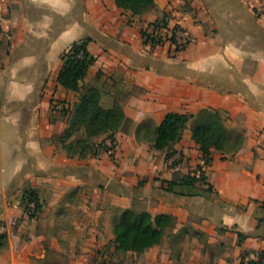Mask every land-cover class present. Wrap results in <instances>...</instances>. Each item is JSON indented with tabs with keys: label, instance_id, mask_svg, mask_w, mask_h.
Here are the masks:
<instances>
[{
	"label": "crops",
	"instance_id": "obj_1",
	"mask_svg": "<svg viewBox=\"0 0 264 264\" xmlns=\"http://www.w3.org/2000/svg\"><path fill=\"white\" fill-rule=\"evenodd\" d=\"M154 2L143 15L115 0H17L1 13L0 218L9 227L0 264H65L47 262L51 256L85 264L102 243L97 182L103 175L111 181V163L104 155L87 164L71 159L59 141L68 116L53 107L55 100L73 106L79 99L58 75L62 54L83 39L95 62L81 84L97 87L102 105L119 103L135 124L132 134L146 121L158 126L168 113L205 108L245 133L238 152L212 150L205 173L212 191L194 195L187 192L192 187L177 185L170 194L173 176L166 173L162 183L137 191L153 201L142 211L181 222L192 215L198 232L225 243L212 262L195 252L191 264H249L264 251V0ZM182 6L194 13L185 21L194 42L176 54L168 46L147 51L142 30ZM174 149L202 157L190 128ZM27 189L41 204L35 218L21 205ZM141 257L146 261L139 264L151 263L148 251Z\"/></svg>",
	"mask_w": 264,
	"mask_h": 264
},
{
	"label": "trees",
	"instance_id": "obj_2",
	"mask_svg": "<svg viewBox=\"0 0 264 264\" xmlns=\"http://www.w3.org/2000/svg\"><path fill=\"white\" fill-rule=\"evenodd\" d=\"M115 2L119 8L129 10L134 15L147 13L155 4L154 0H115ZM165 17L149 26L158 25L164 21ZM88 42L89 39H83L73 43L61 57L63 67L58 75V83L65 89L78 92L80 95L71 110L65 111L68 116V126L59 139L63 148L69 153L71 152L70 144L66 141L73 136L75 129H83L89 139L108 134L107 138L113 143L115 134L127 123H132V120L125 116L119 103L104 107L101 103V91L95 86L81 84L89 68L95 62V58L87 50ZM140 126L137 128L136 134ZM188 128H190L192 139L202 155L201 158L207 165H210L213 159L212 150L234 154L241 150L245 141L244 131L228 128L226 117L222 112L205 108L197 114L168 113L158 126L153 124L151 137L153 148L157 151L172 149L182 140L184 132ZM106 141L93 145V155L110 151V148L105 144ZM79 154L83 155L82 152ZM174 155L168 154L167 157ZM206 181L205 173L198 166L195 172L168 181L166 189L172 192L174 186L177 185L193 187ZM143 185L144 181H141L139 186L143 187ZM206 190L211 191V185ZM25 199L35 203V212L29 215L31 218H35L41 209L36 193L27 189L24 193V202ZM176 221V217L170 214L153 216L148 211L124 209L113 224L115 251L133 252L140 255L147 249L159 245L166 232L176 225ZM5 238L6 234H0V246L4 245ZM243 240L244 235L239 234V243H242ZM257 255L258 259L250 261L249 264H264V251L258 252Z\"/></svg>",
	"mask_w": 264,
	"mask_h": 264
},
{
	"label": "rangeland",
	"instance_id": "obj_3",
	"mask_svg": "<svg viewBox=\"0 0 264 264\" xmlns=\"http://www.w3.org/2000/svg\"><path fill=\"white\" fill-rule=\"evenodd\" d=\"M111 105V101L103 102L104 107ZM64 111H61L63 116L67 115ZM153 124L151 121L143 122L138 133L132 134L135 124L133 121L127 123L123 129L115 134V141L108 145L110 152L98 154L106 156L111 163L113 172L111 173V181H108V178L103 175L99 177L97 182L100 186L98 206L102 207L104 211V219L99 225L102 243L99 249H93L92 253H87L89 256L85 264H139L141 260L146 261L144 258L142 259L141 254L135 255L129 252L115 251L111 237L116 217L124 209L132 208L134 211L150 209L153 201L148 198L139 199L137 196V191L142 188L139 186L141 181L145 180L144 185L150 184L154 187L155 184L162 183V178H165L166 173H171L172 180H175L195 172L201 165L199 156L185 155L176 151L174 147L163 151L155 150L151 141ZM107 137L108 134H103L89 139L83 129H75L73 136L66 141L70 144L69 150L71 152L69 153L66 149L65 151L69 153L71 159L77 158L87 164L88 160L98 156L93 155V145L109 140ZM79 152H82L83 155L81 156ZM168 154L175 155L167 157ZM123 178L130 179V182L126 183L125 181L124 183ZM187 190H190L187 192L194 195L207 191L204 185L199 183ZM163 191L166 192V190ZM188 196L191 195L188 194ZM194 222L196 219L192 215L187 221L177 220L176 225L166 232L162 242L157 247L146 250L150 254V264H191L197 259L195 252L200 253L198 260L204 258V261L212 262L218 257L220 249L225 243L220 244L221 241H214L212 235L198 232ZM204 261L201 264H204ZM47 262L70 264L71 260L51 256Z\"/></svg>",
	"mask_w": 264,
	"mask_h": 264
},
{
	"label": "built area",
	"instance_id": "obj_4",
	"mask_svg": "<svg viewBox=\"0 0 264 264\" xmlns=\"http://www.w3.org/2000/svg\"><path fill=\"white\" fill-rule=\"evenodd\" d=\"M17 0H0V20L2 17L3 10L9 11L12 4ZM194 15L193 11L186 6L182 7H171L161 23L156 26H146L141 32V38L147 51L154 52L162 49L164 46H168V50L177 53L186 49L189 45L194 42L191 32L185 26V21ZM53 107L58 111H69L72 106L65 102L53 101ZM64 111V112H65ZM105 144L111 145L112 142L107 140ZM110 152V151H109ZM205 161L201 158V171L206 173L208 167ZM199 174V173H198ZM206 175V174H205ZM200 184V183H199ZM205 189L209 188V183H201ZM22 197L21 205L27 215L35 212V203L28 201ZM11 224H15L12 220ZM9 223L3 221L0 218V234H6L8 232Z\"/></svg>",
	"mask_w": 264,
	"mask_h": 264
}]
</instances>
